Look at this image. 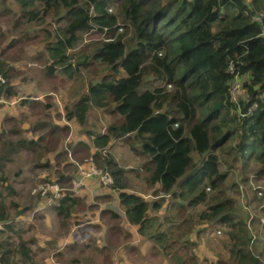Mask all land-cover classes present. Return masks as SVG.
<instances>
[{
	"label": "trees",
	"instance_id": "trees-1",
	"mask_svg": "<svg viewBox=\"0 0 264 264\" xmlns=\"http://www.w3.org/2000/svg\"><path fill=\"white\" fill-rule=\"evenodd\" d=\"M12 1L17 9L0 0V12L13 15L16 27L24 22H43L49 14L57 23L63 22L53 32L46 30L52 60L48 73L58 67L70 76L87 63L85 57L73 67V55L68 52L79 44L84 32L96 28L109 38L97 42L91 56L105 63L109 72L90 81L72 104L67 103L65 116L77 122L78 131L96 148L92 152L95 160L113 177V183L105 186L119 190L126 218L137 225L138 233L161 244L170 234L160 229L163 221L157 214H149L150 202L125 189L126 171L137 168L126 170L107 150L114 138L135 141L131 144L134 157H147L140 167L146 171L148 183L159 184L162 191L171 193L173 206L203 205L197 219L193 214L188 217L191 224L205 221L227 225L233 264H264L262 232L252 227L260 213L247 210V217H241L224 187L228 169L238 163L243 170L252 168V176H244L247 182L254 179L264 184V16L258 18L264 11V0ZM112 7L117 11L109 10ZM119 21L131 26L128 40L127 29L117 32ZM0 71L5 78L0 83V97L15 94L7 75ZM236 75L243 78L246 91V98L239 100L232 97L230 89ZM108 107L119 118L101 130L89 120V110ZM45 124V120L38 121L30 129ZM49 126L50 132L67 128L54 123ZM9 133L19 137L7 138ZM9 133L0 134V142L6 147L0 156V170L9 153L35 149L42 138H26L20 127ZM88 146L80 140L74 150ZM222 165L229 168L224 170ZM79 175L80 171L73 178ZM207 187L214 189L211 195ZM5 188L7 193L15 191L10 185ZM65 193L56 205L58 214H67L77 203L78 198L70 196V191ZM2 196L0 190V264H35L22 226L7 221L9 209ZM152 206L158 209L162 202L155 201ZM177 215V211L167 214L166 221ZM3 232H9L6 238ZM13 234L17 240H12ZM171 255L176 264L186 263L178 250Z\"/></svg>",
	"mask_w": 264,
	"mask_h": 264
},
{
	"label": "rangeland",
	"instance_id": "rangeland-1",
	"mask_svg": "<svg viewBox=\"0 0 264 264\" xmlns=\"http://www.w3.org/2000/svg\"><path fill=\"white\" fill-rule=\"evenodd\" d=\"M6 3L13 10L17 9V4L12 0H6ZM112 11H117L116 7H112ZM14 19L15 17L10 13L0 14V69L5 72L9 83L16 91L10 96L0 97V134L3 136L8 134L10 129L22 127V135L26 138L35 140L41 136L42 138L35 149H21L19 152L9 153V158L3 161V168L0 170V175L2 172L5 176L4 180L0 178V190L5 197L2 196L5 205L9 209L7 221L15 227L22 226L24 239L35 236L34 242L40 240V244H43L36 245L39 246L38 248L30 244L33 253L34 250H38L42 256H45L39 264H47L46 258L53 254L51 253L55 243L53 237L62 235L68 225L69 228L77 225L75 229L83 228L85 231L91 228V245L88 253L78 257L73 250L76 249L75 246L69 245L66 247L69 253H57L56 258L53 254L50 257V264H73L74 262L81 264H176L177 259L171 255V252L175 250H178L179 255L184 256L185 264H233L228 250L227 225L209 224L205 221L191 224L192 221L188 217L193 214L194 219H197L198 210L200 211L203 205L200 204L197 208L173 206L171 193L162 191L159 184L148 183L147 173L140 167L141 160L147 157H134L131 144L135 141L131 138L130 140H126L125 137L114 138L113 144L107 150L114 154L118 164L126 170L129 167L137 168L136 170L129 168L126 171L125 189L141 194L150 202L149 214H157L163 221L160 229L170 232L163 244L137 233L135 227L124 217V207L118 198L119 190L100 184L98 181H96V188L101 187L99 195H95L96 191L92 194L88 191L83 194L79 192L74 195L78 198L77 203H74L67 214H51L50 205H57V199L64 196L63 191L76 193L69 188L72 186V177L80 171L79 165L83 170H88L94 162L98 167L104 168L99 161L95 160L92 152L96 148L87 135L78 131L79 126L75 120L74 128L66 125V130L62 132H50L49 125L54 121L63 124V121L67 120L65 105L72 104L86 90L90 81L109 72L105 63L91 58L94 46L106 35L104 31L96 28L88 30L83 33L82 40L76 47L68 49V52L73 55L71 59L73 67L76 66L74 64L78 60L87 58V63L81 64L74 74L68 76L58 67L48 73L47 67L52 60L46 47L49 39L46 30L53 32L60 27L58 24L62 27L63 22L57 23L49 14L43 22H24L16 27ZM118 26L117 32L127 29L125 40H128L132 33L130 24L119 21ZM158 82L161 83L162 80ZM241 82L242 86L236 94L237 98L232 94L235 100L246 98L243 78ZM141 86H144V83ZM37 96H40L39 100H35ZM110 109L90 108L89 120L95 121L99 128L104 130L109 122H116L119 118L117 114L109 112ZM43 120L48 124L39 125L35 130L30 129L36 126L38 121ZM18 137L15 133H9L7 138L15 140ZM80 140L88 142L89 146L76 151L74 146ZM5 148V144L0 142V156L5 152ZM227 168L229 167L222 165V169ZM228 170L227 181L224 182V187L227 188L226 195L234 198L236 212L241 217H247V210L260 213L252 227L262 232L264 240V222L262 221L264 197L259 191L257 192L256 188L259 184L253 182V177V183L251 180L247 182L244 179L246 174L252 176L251 166L243 170L241 164L238 163V166L230 167ZM65 177H68L67 180L62 179ZM53 183H58L67 189L56 194L55 197L50 190L43 195L41 186ZM5 185H10L15 191L7 193ZM35 188L37 190L33 192ZM207 190L211 195L214 189L207 187ZM102 191L109 193L105 195ZM155 201L162 202V206L158 209L154 208L152 205ZM12 203L17 206L12 207ZM105 206L106 208L101 211L102 217L100 208ZM107 211L110 212L106 214ZM176 211L178 215L171 221H166L167 214H175ZM114 213L117 215H113ZM95 218L98 219L97 222L93 221ZM251 220L254 221L253 216ZM180 221L182 223L178 224ZM96 223L99 225L105 223L108 226L114 224V226L109 227V232L105 233L104 230L99 233L98 226H93ZM0 228H3L1 222ZM219 229L221 233L217 232ZM72 230L74 229H71L70 233L73 235ZM3 233L4 238L9 234V232ZM81 237L74 236L73 238L79 241ZM12 238H14L12 240H17V235L13 234ZM96 242L100 246H96ZM168 244L171 245L167 246ZM54 247L56 248L57 245ZM40 259L41 257L38 258Z\"/></svg>",
	"mask_w": 264,
	"mask_h": 264
},
{
	"label": "crops",
	"instance_id": "crops-1",
	"mask_svg": "<svg viewBox=\"0 0 264 264\" xmlns=\"http://www.w3.org/2000/svg\"><path fill=\"white\" fill-rule=\"evenodd\" d=\"M0 13H2V14H4L3 12H0ZM38 97H40V96H37V98L35 99V100H39V98ZM1 99V98H0ZM27 101V100H26ZM67 118V117H66ZM54 124H58V125H71L72 126V128H74L75 127V122H74V120L73 119H68L67 118V120L66 121H63V124H60L59 122H55L54 121ZM74 126H73V125ZM22 128V127H21ZM81 141H84V140H81ZM85 142V141H84ZM86 143H88V142H86ZM89 144V143H88ZM73 178V177H72ZM74 179V178H73ZM83 181H84V183L78 188V191L76 192V193H70L69 195L70 196H73V197H77V196H74V195H76V194H78L79 192H81L82 194L84 193V192H89L90 194H92L94 191H96V193H95V195H99L100 193H101V187L99 186L98 188H96L97 187V183H96V181H98L95 177H93V176H90V177H86V178H84L83 179ZM96 189V190H95ZM64 194H66L65 192H63ZM109 192H105V191H102V194H105V195H107ZM62 197V196H61ZM60 197V198H61ZM60 198H58L57 200H58V203H57V205L59 204V200H60ZM117 202H118V200H116ZM106 208V206L105 207H101L100 208V215L103 217V215L101 214V211H102V209H105ZM49 209L51 210V214L52 213H57V210H56V205H54L53 206V204L52 205H50V207H49ZM110 211H107V213L106 214H108ZM125 213V212H124ZM113 215H117V214H113ZM45 216L47 217V215L45 214ZM45 216H44V218H45ZM124 217L126 218V215H124ZM98 218V217H97ZM99 219H100V217H99ZM126 220H127V218H126ZM94 222H97L98 221V219H94L93 220ZM127 222L128 223H130L128 220H127ZM84 224V223H83ZM130 224H132V223H130ZM78 225H80V224H78ZM74 226V228H69V225L68 226H66L65 228H67V229H65V232L62 234V235H60V236H56V237H53V240L55 241V243H54V245H53V251L51 252V253H53L54 255H55V258L57 257V253H69V251H67V249H66V247H69V245H72V246H75L74 248H76V249H73V250H75V254H76V256H78V257H82V256H84V255H87V253H88V249H89V246L91 245V240H90V236H91V228H88L89 229V231H85V230H83V228H78V229H75V227L77 226V225H73ZM93 226H98V230H99V233H101V232H103L104 230H105V233L106 232H109V227H113L114 226V224H112V225H110V226H108V225H105V223L104 224H100L99 225V223H96V224H94ZM132 226L133 227H135V229H136V232L138 233V231H137V225H134V224H132ZM71 229H74V230H72V233H73V235L70 233V230ZM108 230V231H107ZM23 232H24V230H22V235H23ZM30 232V231H29ZM82 234V237H81V234ZM85 234H86V236H85ZM140 234V233H139ZM30 235V234H29ZM31 235H32V233H31ZM36 235V234H35ZM125 235H126V233H125ZM141 235V234H140ZM74 236H78V237H81V238H79L80 240L78 241V240H74ZM27 240H29V244H31V245H34L35 247H39V246H36V245H43L42 243L40 244V240H38L37 242H34V240H35V236H32V237H29ZM57 245V247L55 248L54 246H56ZM95 245L96 246H100L97 242L95 243ZM32 248V247H31ZM33 250V249H32ZM38 250H34V253H33V260H34V263L35 264H39V262L40 261H42V259H44L45 258V256H42V254H41V252H39L40 254H38ZM74 253V252H73ZM53 254H51L50 255V257L53 255ZM74 254V255H75ZM69 255V254H68ZM39 257H41V259L40 260H38V258ZM49 256L46 258V260H47V264H50L51 263V258H50ZM19 261V260H18ZM37 261V262H36ZM19 263H20V261H19ZM22 264H28L27 262H24V263H22Z\"/></svg>",
	"mask_w": 264,
	"mask_h": 264
},
{
	"label": "built area",
	"instance_id": "built-area-1",
	"mask_svg": "<svg viewBox=\"0 0 264 264\" xmlns=\"http://www.w3.org/2000/svg\"><path fill=\"white\" fill-rule=\"evenodd\" d=\"M111 9L112 8H109V10H111ZM263 16H264V11L261 12V14L258 16V18H261ZM230 70L232 72H234V67L231 66ZM4 80H5V78L0 71V83L3 82ZM241 80L242 79L240 78V76L236 75L231 82L230 89H231V93L235 96V98H237L236 94L241 90V86H242ZM256 106H257V103H255L252 107L256 108ZM79 167H80V171H81L82 175L78 178L72 179V181H71L72 186H71V188H69L73 192H77L78 188L84 183L83 179L86 177H90V176L97 178L98 182L100 184H103V185H111L113 183V177H112L111 173L108 172L107 170L106 171L103 170V168H101V167H98L97 165H95L94 162H92V165L90 166V168L88 170H83L80 165H79ZM41 188L43 189L41 192L43 195L48 190H50L53 193L52 195L54 197L56 196V194H59L61 191L67 189L65 187L60 186L58 183L47 184L45 186H41ZM256 189H257V192L259 191V193L263 194L262 197H264V186L259 185ZM36 190H37L36 188L33 189V192H35ZM262 221L264 222V218H262ZM217 232L221 233V230L219 229V230H217ZM73 264H81V263L74 262Z\"/></svg>",
	"mask_w": 264,
	"mask_h": 264
}]
</instances>
